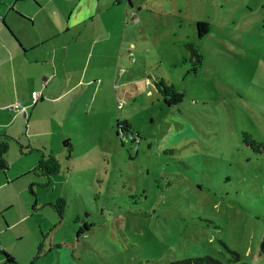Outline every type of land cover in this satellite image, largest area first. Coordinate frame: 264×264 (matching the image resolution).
Here are the masks:
<instances>
[{"label":"rangeland","instance_id":"obj_1","mask_svg":"<svg viewBox=\"0 0 264 264\" xmlns=\"http://www.w3.org/2000/svg\"><path fill=\"white\" fill-rule=\"evenodd\" d=\"M119 1L11 0L13 36L83 23L6 142L11 176L49 157L58 171L1 188L3 246L14 264H264V0Z\"/></svg>","mask_w":264,"mask_h":264},{"label":"crops","instance_id":"obj_2","mask_svg":"<svg viewBox=\"0 0 264 264\" xmlns=\"http://www.w3.org/2000/svg\"><path fill=\"white\" fill-rule=\"evenodd\" d=\"M16 1L14 0V3ZM18 14L25 15L17 6L13 7L11 0H0V24H4V27H9L12 30L11 23L17 20L14 17ZM77 23L76 25L67 23L63 27H56L53 32L49 31L48 35L50 36L45 38L22 36L18 32L14 33L16 36H13L8 28L9 32L0 25V140H19V135L23 137L29 119L36 110L39 101L49 100L45 99V95L50 89L55 88V80L58 77L59 70L66 68L65 60L72 54L69 52L70 48L77 45V38L67 35L71 27L76 28L83 21L79 22L78 25ZM61 35L65 37L60 38ZM54 40L55 42L51 48L37 51ZM44 63L47 65L44 66ZM42 75H46V78L41 80ZM33 91L39 93L40 96L35 104H32L31 92ZM11 105H16L17 108L8 109ZM33 106L31 116L27 117L26 110ZM28 149L31 150L32 148L28 147ZM35 166L30 165V167L22 168L23 165L19 164L18 172L11 176L8 173L12 168L10 163L8 171L6 170L7 172L4 175L2 174V178H0V190L12 183L17 177H21L22 174L25 175L26 171L29 173L31 167L34 169ZM0 173L2 172L0 171ZM13 205L5 198L0 199V217L2 219L7 217V213ZM3 232L4 227L1 224L0 264H12L6 263L4 256L1 254V251H4L12 257L15 263V256L10 254L7 247L2 244Z\"/></svg>","mask_w":264,"mask_h":264},{"label":"trees","instance_id":"obj_3","mask_svg":"<svg viewBox=\"0 0 264 264\" xmlns=\"http://www.w3.org/2000/svg\"><path fill=\"white\" fill-rule=\"evenodd\" d=\"M4 25V24H2ZM197 34L199 37H201L203 34H206L208 32V28L204 23H197ZM6 28V27H5ZM7 29V28H6ZM9 32V30L7 29ZM187 50L189 51L190 58L189 62L191 64V67L193 70H195L197 67L201 64V55L198 53L195 47H193L191 44H188L186 46ZM155 88L158 90V92L161 94V96L164 99V102L171 106L174 105V102L176 101V93L172 85H167L166 82L162 79H159L155 82ZM243 141L247 145H251L252 143H255L253 140L249 139L247 135L243 136ZM7 140L3 139L0 140V169L6 170L7 169V161L5 159V154L7 152ZM264 148V147H263ZM33 172H40L43 175L49 176L52 174H55L58 171V163L55 159L52 157L45 159H41L34 169ZM236 259H238V255L234 252H232ZM259 253H264V234L262 235V238L259 242ZM1 254L5 258V262L14 264V261L10 255L5 253L4 251H1ZM192 263H195V261H192ZM244 264V263H243Z\"/></svg>","mask_w":264,"mask_h":264},{"label":"built area","instance_id":"obj_4","mask_svg":"<svg viewBox=\"0 0 264 264\" xmlns=\"http://www.w3.org/2000/svg\"><path fill=\"white\" fill-rule=\"evenodd\" d=\"M31 96H32V104H35L40 97L39 93H37L35 91L31 92ZM16 108H17L16 105H11L10 107H8V109H10V110L16 109ZM120 139H121V141H126V140L137 141L132 134H128V133H122L120 135Z\"/></svg>","mask_w":264,"mask_h":264},{"label":"flooded vegetation","instance_id":"obj_5","mask_svg":"<svg viewBox=\"0 0 264 264\" xmlns=\"http://www.w3.org/2000/svg\"><path fill=\"white\" fill-rule=\"evenodd\" d=\"M115 3H116V4H119L120 1H119V0H115ZM128 5L131 6V3L129 2V0H128Z\"/></svg>","mask_w":264,"mask_h":264},{"label":"water","instance_id":"obj_6","mask_svg":"<svg viewBox=\"0 0 264 264\" xmlns=\"http://www.w3.org/2000/svg\"><path fill=\"white\" fill-rule=\"evenodd\" d=\"M67 143H68V141H65V142H64V145L66 146V145H67Z\"/></svg>","mask_w":264,"mask_h":264}]
</instances>
